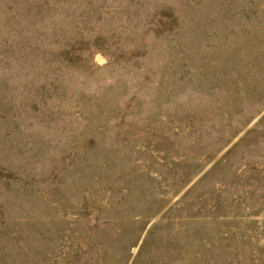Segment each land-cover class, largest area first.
<instances>
[{
	"label": "rangeland",
	"instance_id": "obj_1",
	"mask_svg": "<svg viewBox=\"0 0 264 264\" xmlns=\"http://www.w3.org/2000/svg\"><path fill=\"white\" fill-rule=\"evenodd\" d=\"M0 264H264V0H0Z\"/></svg>",
	"mask_w": 264,
	"mask_h": 264
}]
</instances>
